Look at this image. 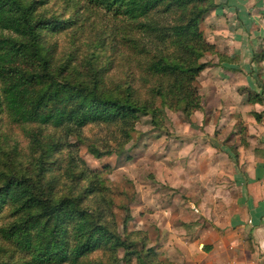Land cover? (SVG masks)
<instances>
[{"label": "trees", "instance_id": "trees-1", "mask_svg": "<svg viewBox=\"0 0 264 264\" xmlns=\"http://www.w3.org/2000/svg\"><path fill=\"white\" fill-rule=\"evenodd\" d=\"M49 2L0 0V120L23 127L33 154L30 163L22 165L15 158L16 148L6 149V139H0V221L11 218L0 226L3 240L9 243L0 252L11 249L22 255L11 264H109L92 258L104 250L115 264L116 251L122 248L127 257L135 254L140 264H162L156 261L159 253L154 249H138L132 232L122 238L110 228L106 207L97 199L95 207L85 205L100 184L84 162L72 165L64 193L53 173L46 176L51 165L48 156L59 153L62 144L58 137L43 134L47 127L79 135L89 123H105L118 126L129 138L139 115L150 113L156 122L162 114L150 102L153 99H142L132 83L110 85V62H104L101 54L106 46L103 31L92 39L90 52L80 62L72 50L59 56L54 37L66 33L73 44L80 36L78 23L90 18L96 29V18L108 17L117 23L112 40L142 60L146 75L142 87L147 81L156 83L151 97L190 116L203 110L197 78L209 62L200 59L216 51L200 23L216 4L213 0H66L61 12H51ZM77 5L83 7L84 19ZM253 59L264 60V50ZM83 62L90 73H83ZM262 94H251L249 101L264 102ZM30 125L36 128L28 129ZM2 133L0 129V138ZM40 140L47 142L39 145ZM37 149L42 151L34 156ZM130 220L126 218L125 225ZM146 239L141 232L140 242L145 244Z\"/></svg>", "mask_w": 264, "mask_h": 264}, {"label": "rangeland", "instance_id": "rangeland-1", "mask_svg": "<svg viewBox=\"0 0 264 264\" xmlns=\"http://www.w3.org/2000/svg\"><path fill=\"white\" fill-rule=\"evenodd\" d=\"M65 1L50 0L47 3V8L51 12H61ZM213 3L216 4V7L210 9L201 19L200 27L204 36L209 27L207 21L209 13L221 5L220 0H213ZM77 12L84 19L85 12L81 5H77ZM68 14L70 13H65L64 16ZM89 21H91L90 18L88 22L78 23L80 36L79 39L74 40L73 44H69L70 37L66 33L54 37L58 42V55L61 56L72 50L77 61L80 62L90 52L89 47L93 45L92 39L96 38L100 31H103L106 34V46L102 48L101 54L104 62H110L108 67V76L111 77L110 85L122 84L125 86L127 83H132L142 93V99L145 97L153 99L150 102L162 111L161 119L153 122L150 113L139 115L134 125L135 130L131 131L129 138L122 135L118 126L105 123H89L81 128L79 135L47 127L43 134L58 137L62 144L59 153L48 156L51 165H49L50 170L46 171V176L50 178V174L53 173L59 181L57 188L61 193H64L68 190L67 187L71 182L69 172L74 162H80L82 165L85 163L87 168L95 171L96 176L91 175V177L99 181L95 180L96 184L102 186L99 185L96 195L86 200L85 205H89L90 208L95 207L97 199L101 205L106 207L105 220L110 228L116 230L122 238L132 232L131 238L137 242L138 249L143 247L144 251L146 248H152L159 253V257H155L157 262L173 264L164 255L165 251H160L163 247L162 243L169 240L171 232L163 228L164 226H170L173 230L183 228L179 225L177 217L181 207L184 210V216L180 221L191 226V232H194L198 227V222L202 228L208 221L202 213L203 210L198 208L201 207L205 211L211 205L210 199L204 197L203 193L204 189L212 184V182L206 183L199 179L184 180L183 171L189 166L188 164H191L188 161L191 152L187 149V145L183 146L182 142L177 140L181 138L185 141L190 134L204 138L205 135L189 132L190 116L180 110L163 106L161 99L157 96L151 97V89L156 87V83L147 81L142 87V83L146 79L143 80V76L146 75L141 68L142 60L130 49L117 45V42L112 40L116 34L117 23H113L106 16L103 19L98 17L95 29ZM210 54L206 53V55ZM206 55L200 59V62H208L205 61L207 60ZM145 61L146 59L143 60L144 63ZM87 67L83 62L84 74L90 73L86 69ZM29 128L35 129L36 127L30 125ZM0 129L3 132V137L0 139H6L7 142L6 149L15 147L18 152L15 158L21 160L22 165H28L33 154L30 139L23 131V127L9 124L6 119H1ZM181 135L183 136L181 137ZM173 141H175L174 144ZM45 142L40 140L38 143L43 145ZM96 150L99 156L93 153ZM40 151L42 150L37 149L34 156ZM191 168L196 171H205V166L199 165L196 160L192 161ZM178 175L183 177L178 180L179 183L170 179V176L178 177ZM172 184L178 185L173 187ZM126 218L131 220L125 225ZM8 220L11 218L0 221V226L4 222L7 223ZM188 231L187 235L192 236ZM141 232L146 235L145 244L140 242ZM3 245H5L4 249L9 248V243L4 241L0 234V248ZM139 255L141 256L140 253ZM19 256L22 255L11 249L8 252L1 250L0 264H11ZM92 258H99L109 264L114 263L113 257L104 250L95 252ZM115 258L117 260L115 264H140L135 254L127 257L122 248L117 249Z\"/></svg>", "mask_w": 264, "mask_h": 264}, {"label": "crops", "instance_id": "crops-1", "mask_svg": "<svg viewBox=\"0 0 264 264\" xmlns=\"http://www.w3.org/2000/svg\"><path fill=\"white\" fill-rule=\"evenodd\" d=\"M220 3L205 34L216 53L206 55L209 65L197 78L203 110L188 122L189 132L205 138L177 140L191 152L184 180L212 182L203 193L211 205L198 208L208 222L191 232L181 207L183 228L164 226L173 233L160 251L173 264H264V102L249 101L254 93L264 97V60L253 59L264 50V0ZM193 160L205 171L192 170Z\"/></svg>", "mask_w": 264, "mask_h": 264}]
</instances>
